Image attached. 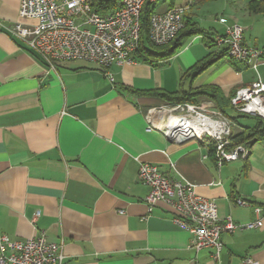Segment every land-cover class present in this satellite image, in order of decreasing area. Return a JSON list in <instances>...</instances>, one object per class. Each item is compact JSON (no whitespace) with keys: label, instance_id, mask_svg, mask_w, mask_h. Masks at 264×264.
Returning <instances> with one entry per match:
<instances>
[{"label":"crops","instance_id":"obj_1","mask_svg":"<svg viewBox=\"0 0 264 264\" xmlns=\"http://www.w3.org/2000/svg\"><path fill=\"white\" fill-rule=\"evenodd\" d=\"M21 1L0 0V232L62 240L63 264H247L246 257L264 264V139L250 145L245 159L217 168L209 141L174 142L147 130L148 109L167 100L131 90L204 91L193 97L196 103L208 99L218 108L211 90L229 101L257 75L264 81V63L255 71L236 62L213 38L237 23L244 45L263 47L264 15L250 12L249 0L193 3L186 21L199 32L182 37L169 56L106 67L59 61L48 69L10 30L21 21ZM186 1L159 0L155 11ZM225 109L238 134L243 115L229 103ZM142 162L191 183L216 204L220 219L245 225L258 217L262 226L221 233L218 260L211 247L193 250L191 234L173 222L167 204L147 209L149 187L137 179Z\"/></svg>","mask_w":264,"mask_h":264},{"label":"built area","instance_id":"obj_2","mask_svg":"<svg viewBox=\"0 0 264 264\" xmlns=\"http://www.w3.org/2000/svg\"><path fill=\"white\" fill-rule=\"evenodd\" d=\"M158 1L120 0L117 9L102 14L87 0H22L18 9L21 21L10 30L41 57L48 69H55L59 61L70 60L95 62L102 67L112 63L131 64L136 61L133 55L139 47L141 9L145 2L156 4ZM193 3L187 0L163 12H152L148 30L152 44H168L183 28L185 14ZM22 20L35 22L26 24ZM242 35L243 28L234 23L227 25L224 33L216 35L213 41L224 47L231 59L257 71V66L264 63V46L244 45ZM109 78L112 80L111 76ZM230 104L238 113L264 120V81L257 75L248 86L235 91ZM146 119L147 130L155 128L171 141H209L217 168L225 162L245 159L250 151L246 144L229 147L232 123L208 99L153 107L148 109ZM137 179L149 187L143 199L147 209L151 211L160 203L167 204L174 211L173 222L191 234L189 247L195 251L211 247L215 260L219 259L223 247L221 233L262 226L258 217L245 225L235 223L230 216L220 219L216 204L197 195L191 183L170 179L147 162L140 163ZM235 201L248 205L243 199ZM254 211L258 215L260 207H255ZM37 215L34 213L33 220ZM63 260L62 240L51 241L44 232L17 240L0 232V264H63ZM244 262L258 263L250 257Z\"/></svg>","mask_w":264,"mask_h":264},{"label":"trees","instance_id":"obj_3","mask_svg":"<svg viewBox=\"0 0 264 264\" xmlns=\"http://www.w3.org/2000/svg\"><path fill=\"white\" fill-rule=\"evenodd\" d=\"M91 7L95 9L96 11L105 14L114 11L118 8L120 5V0H87ZM194 3H205L213 0H193ZM247 8L252 13H261L264 15V0H249L247 3ZM155 11V4L145 2L141 12H140V38H139V47L137 51L134 53V58L137 56V58H141L144 60H148L150 56H158V57H165L172 54L179 46L181 38L185 36H191L195 33H198L194 28V25L190 22L186 21V14L184 17V26L183 28L176 34V36L166 45L163 46H156L152 44V42L149 39L148 36V30H149V17L152 12ZM167 46L168 50L164 52L162 56L155 53V51H158L160 48H163ZM151 47L154 48L151 49ZM135 93H141V94H150V95H158L167 100V103L165 104H175V103H182V102H193L196 103L197 100L193 97L199 93H206L202 91H195L190 93H184V92H174V93H168L164 91H158V90H147V91H137L135 89H131ZM211 97L215 100L217 103L218 108L226 115L227 112L225 111V107L227 106V103H229L230 107L232 108L229 101H224L223 98L219 97V94L217 90H211ZM233 109V108H232ZM234 110V109H233ZM236 112V111H235ZM238 113V112H237ZM243 116H249L255 119L254 125L252 126H244L241 132L238 134H234L232 132L230 137V146L234 147L238 144H246L250 147V145L255 141L259 139H264V120L263 118L259 116H251L247 114L238 113ZM227 116V115H226ZM238 118V117H237ZM237 118H234L235 120ZM214 150V149H213Z\"/></svg>","mask_w":264,"mask_h":264},{"label":"rangeland","instance_id":"obj_4","mask_svg":"<svg viewBox=\"0 0 264 264\" xmlns=\"http://www.w3.org/2000/svg\"><path fill=\"white\" fill-rule=\"evenodd\" d=\"M151 49L154 50L153 47H151ZM248 122V118H246V116H243V117H239L238 120H237V124H239L240 126L243 125V126H249V124H247Z\"/></svg>","mask_w":264,"mask_h":264}]
</instances>
